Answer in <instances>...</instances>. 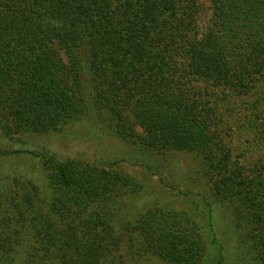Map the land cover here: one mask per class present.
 Masks as SVG:
<instances>
[{
    "label": "trees",
    "instance_id": "16d2710c",
    "mask_svg": "<svg viewBox=\"0 0 264 264\" xmlns=\"http://www.w3.org/2000/svg\"><path fill=\"white\" fill-rule=\"evenodd\" d=\"M75 121L198 154L239 264H264V0H0V131L18 146L0 157L41 159L51 189L47 202L0 163V264H120L124 234L169 264H204L185 214L152 209L118 232L129 178L20 144Z\"/></svg>",
    "mask_w": 264,
    "mask_h": 264
},
{
    "label": "rangeland",
    "instance_id": "374dc122",
    "mask_svg": "<svg viewBox=\"0 0 264 264\" xmlns=\"http://www.w3.org/2000/svg\"><path fill=\"white\" fill-rule=\"evenodd\" d=\"M0 131V145L7 152L18 146L12 139L5 138ZM21 146L36 152L48 149L65 158L97 163L103 168L129 178L132 191L136 194L124 195L115 214L116 230L122 232L127 225H135L138 217L149 210L174 211L188 216L203 234L207 255L204 264H239L242 250L237 243L233 214L210 189L203 175V165L198 154L186 151H170L155 154L148 150L132 147L111 136L105 125L92 127L86 121H75L60 132L47 135H26ZM12 155L0 157V163L7 172H24L21 182L45 195L51 200L48 173L41 159ZM11 166L12 168L6 167ZM22 170V171H21ZM38 186V188L36 186ZM165 212V213H166ZM137 238L136 235H133ZM120 264H169L158 255L139 251L136 242L129 241L124 234ZM143 241L142 238H140ZM145 253V252H144Z\"/></svg>",
    "mask_w": 264,
    "mask_h": 264
}]
</instances>
